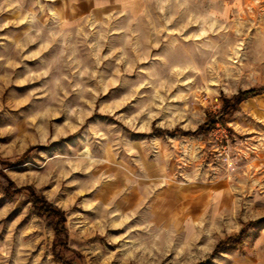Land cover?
Returning a JSON list of instances; mask_svg holds the SVG:
<instances>
[{"label":"rangeland","instance_id":"rangeland-1","mask_svg":"<svg viewBox=\"0 0 264 264\" xmlns=\"http://www.w3.org/2000/svg\"><path fill=\"white\" fill-rule=\"evenodd\" d=\"M83 2L0 0V264H264V0Z\"/></svg>","mask_w":264,"mask_h":264},{"label":"clouds","instance_id":"clouds-1","mask_svg":"<svg viewBox=\"0 0 264 264\" xmlns=\"http://www.w3.org/2000/svg\"><path fill=\"white\" fill-rule=\"evenodd\" d=\"M227 32V29H225ZM181 39H186L181 37ZM195 39V37H192ZM232 39L224 36L221 37L220 42L209 48L207 52L201 53L200 67H197L191 57L186 55L187 49L185 45L180 43L179 40L170 42L168 48L160 55L158 59L164 60L165 68L169 76H179L185 71L195 72L203 75L207 73V69L216 62L218 57H224L232 49ZM238 46V45H236ZM199 48L205 47V45H199ZM195 79V77H193ZM150 227V225H148ZM159 239V237H157Z\"/></svg>","mask_w":264,"mask_h":264},{"label":"trees","instance_id":"trees-1","mask_svg":"<svg viewBox=\"0 0 264 264\" xmlns=\"http://www.w3.org/2000/svg\"><path fill=\"white\" fill-rule=\"evenodd\" d=\"M262 89L260 88H251L240 91L238 94H236L233 99L234 100H226L225 104L223 105L222 109V115L228 114L230 112V105L231 103H234L237 107V104L241 103L245 99L254 96L261 92ZM218 123V120L215 118H210L207 120L203 125H201L197 131L198 132H204L207 133L210 130L214 128V126ZM33 203L36 207V209L42 213H45L48 215L50 219H52L55 222V229L57 233H60L64 230V222H65V213L64 211L60 210L56 206H54L52 203L48 202L44 198L36 195L33 193Z\"/></svg>","mask_w":264,"mask_h":264},{"label":"crops","instance_id":"crops-1","mask_svg":"<svg viewBox=\"0 0 264 264\" xmlns=\"http://www.w3.org/2000/svg\"><path fill=\"white\" fill-rule=\"evenodd\" d=\"M111 1H113V0H85V2H83L82 4H84V3H88V5H90L91 6V4H94V5H101V4H104V3H109V2H111Z\"/></svg>","mask_w":264,"mask_h":264}]
</instances>
